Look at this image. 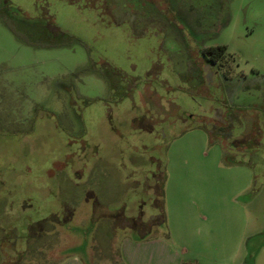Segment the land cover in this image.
Listing matches in <instances>:
<instances>
[{
    "label": "rangeland",
    "instance_id": "374dc122",
    "mask_svg": "<svg viewBox=\"0 0 264 264\" xmlns=\"http://www.w3.org/2000/svg\"><path fill=\"white\" fill-rule=\"evenodd\" d=\"M225 3L0 0V264H264V0Z\"/></svg>",
    "mask_w": 264,
    "mask_h": 264
},
{
    "label": "crops",
    "instance_id": "0c3cea01",
    "mask_svg": "<svg viewBox=\"0 0 264 264\" xmlns=\"http://www.w3.org/2000/svg\"><path fill=\"white\" fill-rule=\"evenodd\" d=\"M186 245L176 244L173 237L123 241L120 259L122 264H186ZM57 264H84L78 254L63 257ZM204 264H219L217 261Z\"/></svg>",
    "mask_w": 264,
    "mask_h": 264
},
{
    "label": "trees",
    "instance_id": "16d2710c",
    "mask_svg": "<svg viewBox=\"0 0 264 264\" xmlns=\"http://www.w3.org/2000/svg\"><path fill=\"white\" fill-rule=\"evenodd\" d=\"M215 50V51H212ZM208 51V50H207ZM226 51V46H217L216 48H211V56H208L206 53V60L210 61L211 64L216 65L217 62L219 61V59L222 57V55H224Z\"/></svg>",
    "mask_w": 264,
    "mask_h": 264
},
{
    "label": "flooded vegetation",
    "instance_id": "af4514ba",
    "mask_svg": "<svg viewBox=\"0 0 264 264\" xmlns=\"http://www.w3.org/2000/svg\"><path fill=\"white\" fill-rule=\"evenodd\" d=\"M225 1L227 2L228 0H224V3H225ZM227 4L225 3V5H224V7H223V9H225V6H226ZM228 24V21L227 20H224V21H222V22H220L219 23V27H217V31H216V33H218V31H220L224 26H226ZM206 57V56H205ZM216 66H217V64H216ZM232 90H231V92H230V94L232 95Z\"/></svg>",
    "mask_w": 264,
    "mask_h": 264
}]
</instances>
